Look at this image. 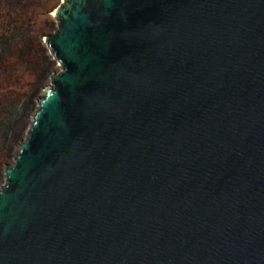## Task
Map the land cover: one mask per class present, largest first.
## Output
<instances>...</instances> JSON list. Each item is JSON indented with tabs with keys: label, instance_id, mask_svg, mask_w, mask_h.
Segmentation results:
<instances>
[{
	"label": "water",
	"instance_id": "obj_1",
	"mask_svg": "<svg viewBox=\"0 0 264 264\" xmlns=\"http://www.w3.org/2000/svg\"><path fill=\"white\" fill-rule=\"evenodd\" d=\"M60 63L0 186V264H264V0H61Z\"/></svg>",
	"mask_w": 264,
	"mask_h": 264
},
{
	"label": "trees",
	"instance_id": "obj_2",
	"mask_svg": "<svg viewBox=\"0 0 264 264\" xmlns=\"http://www.w3.org/2000/svg\"><path fill=\"white\" fill-rule=\"evenodd\" d=\"M57 2L0 0V181L52 72L42 37L57 28L52 14Z\"/></svg>",
	"mask_w": 264,
	"mask_h": 264
},
{
	"label": "rangeland",
	"instance_id": "obj_3",
	"mask_svg": "<svg viewBox=\"0 0 264 264\" xmlns=\"http://www.w3.org/2000/svg\"><path fill=\"white\" fill-rule=\"evenodd\" d=\"M60 1H61V0H58V2L56 3V5L54 6V8H53V10H52V14H53V12H54L55 7L58 6V4L60 3ZM43 38H44V36L42 37V39H43ZM43 42H44V40H43ZM48 52H49L50 56H52L51 58H52V64H53V67H52V69H51L52 72L50 73L49 77H47V79H45V82H44L43 88H44V86H46L47 84H50V77H51L52 73L55 72V71H58V70L60 69V67H61L59 61H58L57 59L54 58V56L50 53V50H49V49H48ZM42 93H43V90H42V92L38 93V95H37V97H36V100H35V101H36V105H34V107L30 109L29 115H28L27 120H26V123H27V124H25V126H24V132L21 134V137H20V139H19V141H18L19 144L15 145V151H14V154H16V153L18 152V150H19V148H20V142H21L22 139H24V137H25V135H26L28 125L31 123L32 115H33L35 109H36L37 106H38V103H37V102H38V99H39V97L41 96ZM14 154H12V155L14 156ZM13 158H14V157H12V159L9 161L8 164H11V163L13 162ZM4 170H5V168H4ZM4 181H5V174H4L3 171H2V177H1V181H0V186L4 183Z\"/></svg>",
	"mask_w": 264,
	"mask_h": 264
}]
</instances>
